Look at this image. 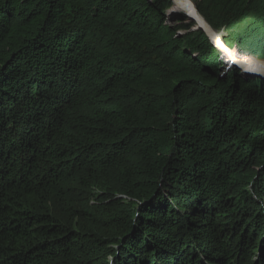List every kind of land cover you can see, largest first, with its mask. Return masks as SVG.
Returning a JSON list of instances; mask_svg holds the SVG:
<instances>
[{
	"label": "trees",
	"instance_id": "1",
	"mask_svg": "<svg viewBox=\"0 0 264 264\" xmlns=\"http://www.w3.org/2000/svg\"><path fill=\"white\" fill-rule=\"evenodd\" d=\"M171 5L0 0V264H264V81ZM196 6L264 60V0Z\"/></svg>",
	"mask_w": 264,
	"mask_h": 264
},
{
	"label": "water",
	"instance_id": "2",
	"mask_svg": "<svg viewBox=\"0 0 264 264\" xmlns=\"http://www.w3.org/2000/svg\"><path fill=\"white\" fill-rule=\"evenodd\" d=\"M174 7H179L187 16L189 22L195 24L203 32L217 51L228 59L227 68L241 71L244 74L251 75L259 80L264 81V62L250 59L248 64L240 60L234 50L229 49L210 25L200 15L196 4L191 0H170ZM259 60V59H258ZM145 204L137 202L136 211Z\"/></svg>",
	"mask_w": 264,
	"mask_h": 264
},
{
	"label": "rangeland",
	"instance_id": "3",
	"mask_svg": "<svg viewBox=\"0 0 264 264\" xmlns=\"http://www.w3.org/2000/svg\"><path fill=\"white\" fill-rule=\"evenodd\" d=\"M192 1L195 4L199 3V0H192ZM162 16H163V18L165 20L164 24L166 26H170L173 29V32H174L173 33V38L175 40H177L178 42H180L181 49H184L185 51H187L186 53H189V51L186 50V42H189V41H191V40H193L195 38V28H191L190 27L191 22H188V23L187 22H183L184 19H187V16L184 14V12L181 9L176 8L173 5H171L170 7H166L163 10V12H162ZM181 24H183V25H181ZM177 26L180 27V28H183L184 30H181V31L178 32L176 30ZM181 26H183V27H181ZM184 26H186L187 28H189V27L190 28L189 29H185ZM221 33H224L226 35L227 31L224 30V31H221ZM188 35H191L192 37H188ZM218 35L220 36V33ZM229 49L234 50L237 53V55L240 58V60L242 62H244L245 64H248L250 62V59H254L256 61L264 62V60H258L253 55H251L249 53L242 52L241 49L238 48V47L229 48ZM221 59L224 62L223 63V68L220 69V72L222 71L223 75L234 70V69L227 68L228 59L225 56L221 55ZM241 76L245 80L257 79V78H255V77H253L251 75L244 74L242 72H241Z\"/></svg>",
	"mask_w": 264,
	"mask_h": 264
},
{
	"label": "bare ground",
	"instance_id": "4",
	"mask_svg": "<svg viewBox=\"0 0 264 264\" xmlns=\"http://www.w3.org/2000/svg\"><path fill=\"white\" fill-rule=\"evenodd\" d=\"M192 1V0H191ZM177 8H179V7H177ZM180 9V8H179ZM234 53L236 54V52L234 51Z\"/></svg>",
	"mask_w": 264,
	"mask_h": 264
}]
</instances>
